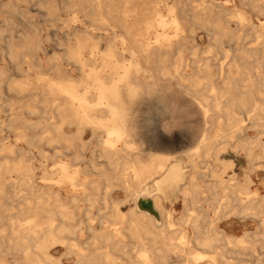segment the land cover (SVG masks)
I'll return each mask as SVG.
<instances>
[{
	"label": "bare ground",
	"instance_id": "bare-ground-1",
	"mask_svg": "<svg viewBox=\"0 0 264 264\" xmlns=\"http://www.w3.org/2000/svg\"><path fill=\"white\" fill-rule=\"evenodd\" d=\"M120 2L119 9H112V0H68L65 10L69 19L62 20L59 27L72 34L73 22L83 35L73 32L72 42L65 44L64 56L60 58L79 72L77 77L71 76L67 68L61 67L58 57L53 56L51 73L38 64L34 77L10 85L17 87L18 99L7 103L3 110L6 118H0V129L6 127L12 134L8 143L0 138V195L8 189L19 198L18 203L23 198V206L15 214L24 218H16L9 233L0 235V253L16 254L20 264H54L51 251L58 250L54 247L75 251L70 246L84 230V220L75 218L80 201L86 205V220L90 207L100 201L111 210V222L109 228L98 232L90 224L85 225L92 231L93 239L106 247L102 249L93 240L95 246L90 252H75L79 256L75 264H157L156 258L163 260L169 254L181 252L185 256L190 254L195 262L201 260L205 254L191 251V244L212 249L220 264H232L228 255L242 253L248 248L247 242L223 228L217 231L214 224L233 226L236 218L246 217L257 219L262 225L258 234L264 248V195L255 198L246 185L231 182L230 176L224 179L227 171L234 173V160L222 157L230 147L235 155L243 152L249 163L264 158V144H260L259 153L252 146L254 142L259 144V138L251 140L243 133L247 128L264 132V102L254 97L255 93H264V74L254 75V69L236 59L213 64L197 50L187 55L184 8L179 12L176 5L164 3L167 13L163 15L160 4L144 8L138 0ZM219 6L218 13L224 10ZM201 9L210 10L205 5ZM234 14L238 21L245 19L240 11L235 10ZM21 46L33 52L43 50L36 36H24ZM255 54L256 50L247 52L253 59ZM158 76L176 80L179 94L186 98L177 106L178 113L187 114L193 105L203 130L188 149L154 152L142 160L143 150L137 144L138 103L151 96L156 99L160 114L169 109L165 92L171 91L170 86L159 83ZM219 113H224V120L218 119ZM33 115L35 120L30 118ZM209 126L216 127L213 134L208 132ZM148 143L169 145L168 140L159 138ZM35 161L40 166L42 186L34 183ZM202 163L210 165L208 177L212 182L207 186L210 192L204 202L215 210L211 220L204 207L197 205L201 211L196 214L190 208L201 200L199 185L193 180L196 173H201ZM4 174L7 176L1 179ZM246 179L250 181L248 176ZM22 188L27 192L18 195ZM120 192L125 193L124 198L111 197ZM173 192L187 211L177 218L178 224L198 229L197 221L206 223L202 231H196L193 242L179 226L170 234L176 222L164 204L173 203ZM128 198L131 205L124 213L120 206ZM157 219L158 225L154 222ZM124 233L137 243L132 244L137 259L130 255Z\"/></svg>",
	"mask_w": 264,
	"mask_h": 264
},
{
	"label": "rangeland",
	"instance_id": "rangeland-1",
	"mask_svg": "<svg viewBox=\"0 0 264 264\" xmlns=\"http://www.w3.org/2000/svg\"><path fill=\"white\" fill-rule=\"evenodd\" d=\"M120 1L121 0H112L111 8L119 9L121 5ZM204 1L205 2H203V0H138L137 3L144 8H149L154 6L155 4H160V11L163 15H166L167 13L166 4L176 5L179 8V12L182 8L185 9L186 15L183 17V19L184 22H186L184 42L186 46L185 53L187 55H189L188 53L191 50H197L199 55L206 57L213 64L226 61L230 62L232 61V59H236L238 63L247 65L254 69V75L260 73L264 74V0H229L226 3L225 0ZM67 3L68 0H0V72H3L0 74V118H6V113L3 110L6 109L7 103L11 101L16 102L18 99L17 87L10 85L12 83H19L21 81H25L34 77L35 72L38 69V64L40 65L41 69H46L49 73H51V71L54 69L52 57L55 56L58 57V61L61 64V67L67 68L70 71L71 76H78L79 72L73 66L67 64L65 60L60 58L64 56L65 44L72 42L74 33H77L76 35H83L81 28L77 27L76 23L72 22V25L75 26V28L72 30V34L69 35L67 34L68 30L66 28L59 27V24L62 22V20L69 19V14L65 10V6L67 5ZM203 5L209 7L210 10L201 9ZM219 5H222L224 9L220 13L217 12V10L221 7ZM235 10L243 13L245 19L242 21H238L234 14ZM225 21H227L228 23ZM200 28H202V30ZM169 32L172 31L169 29ZM27 35L36 36V39L40 42L43 50L37 49L33 52V50H31L30 48L22 47L21 45L23 38ZM10 37H12V40ZM8 39L10 41H8ZM193 41L197 42L194 43ZM188 43L190 45H188ZM10 45H13L15 47L14 50H12L13 46L11 47ZM189 47H191L190 50ZM101 48H105V41H102ZM255 50V58L253 59L252 57H248L247 52ZM23 51H25L26 53ZM259 80V78L256 79L255 85H259ZM158 81L161 84H168L170 86L171 91L165 92L166 98L169 100L168 112L160 114L158 111V103L156 99L151 96H147L145 100H141L138 103L137 110L135 112L136 119L139 125V138L137 139V144L141 146L143 150L141 155L142 160H147L148 157L154 152L174 153L188 149L195 144L196 139L203 130L202 125L198 123L199 115L193 105L189 106V111L187 114L178 113L176 109L177 106L183 103L186 98L181 93L179 94L181 89L177 85L176 80L171 81L158 76ZM254 97L259 100L261 99L264 102V93H255ZM28 98L29 97H26V100ZM240 115L243 117V112H240ZM30 118L32 120H35L37 117L33 115ZM224 118V113L218 114V119H221L220 121L224 120ZM244 122L246 123L247 120H245ZM172 129L174 131H172ZM207 129L209 133L213 134L216 127L209 126ZM243 133L245 136H249L251 140L259 138V144H255V142L252 144V146H254V152L259 153L260 144H264V132H262L260 128H247ZM0 138H3L1 142L6 143L7 141L8 143L12 140V134L5 127V129L3 130L0 129ZM156 138L168 140L170 146L168 144L166 146H158L153 143H148V141H154L156 140ZM182 139L185 141H183ZM231 142L233 143V146V140ZM227 149L229 150L224 152L222 154V157L225 159L234 160V173L231 170L227 171L226 174H223V178L229 179L230 176L233 178L232 180H230L231 182L244 184L247 186L248 190H252L254 192L255 198L262 197L264 195V158L253 160L252 163H249L245 159L243 152L235 155L230 151V147H227ZM146 155L149 156L147 157ZM201 165L204 166L199 169L201 173H196L193 180L199 185L198 190L199 188L200 190L198 197L201 200L194 205H190V208L192 209V213L194 212L196 214V212L201 211V209L197 208V205L204 207L205 209H207V213L210 214L208 220H211L215 216V210L210 205L204 202V200L208 199L210 192V190H206L207 186L212 182L210 177H208V167L210 165L204 163H202ZM35 166L36 180L34 179V183L42 186L44 182H42L41 180V174L39 173L40 166L37 161H35ZM215 168L217 169L218 167ZM188 169L190 168L188 167ZM202 173L204 176H202ZM6 176L7 175L4 174L1 179L5 178ZM247 176L250 179L249 182L246 179ZM26 192V189L22 188L17 194L24 195ZM171 194L173 203L165 202L164 207L172 212L171 216L173 217L174 222H176L177 218L181 215H184L187 211L181 204V199L177 195V193L173 192ZM63 196L64 198H67L64 194ZM111 197L122 199L125 197V193L120 192L118 194L111 195ZM18 199L19 198L15 197L8 189L3 192L2 195H0V214L3 215L0 218V235L9 233L10 226L16 221V218H24V215L15 214L16 209L22 207L24 202V199L22 198L21 200L23 202L18 203ZM127 200V202L120 206V210H122L124 213H127L128 208L131 205L130 198H128ZM84 207L86 208V205L82 201H80L78 203V208L76 209L75 218L84 220L85 224H82V230L84 229L82 234L79 237L77 236L74 239V245L70 246V248H74L75 251H73L72 249L68 250L64 246L54 247V249H58L56 251H51L54 264H75L76 260L79 257L75 252L81 251L80 253L86 254L94 248L95 243L92 242L94 240L92 237V231L87 230L85 226L87 223L91 225L95 232L100 231V229H103V227H110L111 221L110 219H108V216L111 210L109 209V207H104L102 204H100V201L98 203H95L92 207H90L91 210L88 214V220H86L85 217ZM154 222L157 225L160 224V221L158 219ZM197 224L200 227L198 229H193L190 224L185 225L182 223L178 224L176 222V225L172 227L173 231H170V234H173L180 227L183 229H181V231L186 234L187 239L190 240V242H193V238L196 236V231H202L203 226H205L206 223L205 221L203 222V220H199L197 221ZM120 225L122 224H119L117 226ZM214 226L217 231L223 228L227 233L231 232L230 234L232 235L242 236L247 242L246 245L248 246V248L243 250L242 253H234L228 255V260L230 261V263L264 264V248L261 247V245L263 244V239L258 234L262 231V225L257 219L251 217L242 219L236 218L235 224L233 226L224 225V223L222 222L215 223ZM244 232L246 233L244 234ZM124 235L125 238L123 237V240L129 243L128 248L130 249V251H132L130 255L133 257V259H137L136 254L133 252L134 247L132 246V244L135 246L137 243L128 235H126V233H124ZM5 239L6 237L2 240ZM94 241H96V244L98 243L97 246L105 249V244L99 242V240ZM144 241L147 242V239H144ZM191 246V251H200L205 254L206 258L204 256L201 260L195 262L191 258L190 254L186 253L185 256V253L181 252L177 254H169L163 260H159L156 258L155 262L157 264H160L161 262L163 264H215V262L216 264H220L218 255L213 252L212 249H203L194 244H191ZM98 251H100V249ZM114 256L118 258L125 257L119 254H114ZM210 256H213L215 260H211ZM0 264H20V261L16 254L6 253L4 255L0 253ZM124 264H126V262H124Z\"/></svg>",
	"mask_w": 264,
	"mask_h": 264
}]
</instances>
